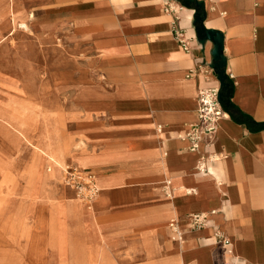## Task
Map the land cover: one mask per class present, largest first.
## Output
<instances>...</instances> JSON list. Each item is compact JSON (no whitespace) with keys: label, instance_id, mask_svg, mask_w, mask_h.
<instances>
[{"label":"crops","instance_id":"crops-1","mask_svg":"<svg viewBox=\"0 0 264 264\" xmlns=\"http://www.w3.org/2000/svg\"><path fill=\"white\" fill-rule=\"evenodd\" d=\"M202 1V25L223 35L229 105L213 143L188 150L198 89L219 87L193 3L175 15L161 0H0L1 172L25 182L1 264L46 245L43 264H223L216 229L235 264H264V0ZM65 164L96 172L91 204L51 198ZM195 212L208 220L191 230Z\"/></svg>","mask_w":264,"mask_h":264},{"label":"built area","instance_id":"built-area-1","mask_svg":"<svg viewBox=\"0 0 264 264\" xmlns=\"http://www.w3.org/2000/svg\"><path fill=\"white\" fill-rule=\"evenodd\" d=\"M164 10L177 14L179 10V0H161ZM174 38L180 44L183 50H189V41L183 35L179 28L174 29ZM211 70H213L210 67ZM192 73V72H191ZM217 87H201L197 92V119L187 126L184 138L189 141L188 150H198L200 145L208 146L213 143L219 128V120L225 116L222 103L218 101ZM206 154L201 153L197 171L200 174L209 173L206 165ZM62 183L71 189L75 196L83 203L91 204L99 194V187L96 183V172L90 168H84L73 164H65L60 168ZM208 214L204 212H195L190 214V229L197 230L207 224ZM169 227L174 233V238H180L182 231L177 221H171ZM216 244H219L226 253L230 255V259L223 264H235L236 258L231 252V242L227 235L219 229L213 233Z\"/></svg>","mask_w":264,"mask_h":264},{"label":"rangeland","instance_id":"rangeland-1","mask_svg":"<svg viewBox=\"0 0 264 264\" xmlns=\"http://www.w3.org/2000/svg\"><path fill=\"white\" fill-rule=\"evenodd\" d=\"M78 69H81V64L79 63ZM77 70V69H76ZM63 99H66V96H63ZM0 147H2V144H0ZM0 155L2 156L1 150ZM0 180L5 176L6 179H8V188L7 193L1 192L3 189L0 187V201L3 203L0 204V244H3V241L5 240V235H7V225L10 224V222H6V220L13 221V219L18 215L20 208L23 206L20 195L21 188H24L25 182L23 180L24 174L21 173H15L17 169H14L10 167V173H3L2 170V163L3 159L0 157ZM59 181H56L55 184H57V189L55 194L51 198L53 200H68V199H75L78 202H82L79 198L75 196L73 191H71L67 186H65L63 183H59ZM83 203V202H82ZM85 204V203H84ZM10 236H7V241L12 242V240L9 238ZM16 248L19 247H13L11 248L10 252H13V254H9L10 259L15 264H43V262H50L52 258V250L51 248L46 245L45 247H42L40 250L37 248L32 247H22L24 249L21 250V253H17ZM1 255V252H0ZM1 264V263H0Z\"/></svg>","mask_w":264,"mask_h":264},{"label":"water","instance_id":"water-1","mask_svg":"<svg viewBox=\"0 0 264 264\" xmlns=\"http://www.w3.org/2000/svg\"><path fill=\"white\" fill-rule=\"evenodd\" d=\"M188 3H193L195 7L203 6L202 0H183ZM199 21L198 18L194 17V32L197 42L202 48L205 47L207 41L212 43L210 48V67L213 69L216 79L219 82L220 90L218 91V101L222 103L223 95L221 87H227L229 85L226 82L227 75L225 73L226 58L223 55V35L222 33L205 28L202 24H196Z\"/></svg>","mask_w":264,"mask_h":264},{"label":"trees","instance_id":"trees-1","mask_svg":"<svg viewBox=\"0 0 264 264\" xmlns=\"http://www.w3.org/2000/svg\"><path fill=\"white\" fill-rule=\"evenodd\" d=\"M194 17L199 19V21L196 24H202V21L204 18L203 6L195 7ZM221 91L223 95L222 106L224 107L228 106L229 105L230 84L227 87H221Z\"/></svg>","mask_w":264,"mask_h":264},{"label":"bare ground","instance_id":"bare-ground-1","mask_svg":"<svg viewBox=\"0 0 264 264\" xmlns=\"http://www.w3.org/2000/svg\"><path fill=\"white\" fill-rule=\"evenodd\" d=\"M48 149V148H47ZM46 150V149H45ZM48 151V150H47ZM46 152V151H45ZM48 153V152H47ZM49 154H50V152H49ZM47 156V155H46ZM60 258V257H59ZM62 259V258H61ZM7 260V259H6Z\"/></svg>","mask_w":264,"mask_h":264}]
</instances>
